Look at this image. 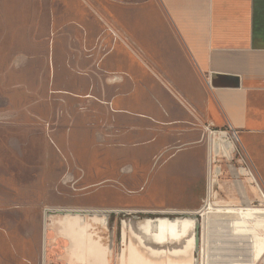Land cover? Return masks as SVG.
<instances>
[{
  "label": "crops",
  "instance_id": "obj_1",
  "mask_svg": "<svg viewBox=\"0 0 264 264\" xmlns=\"http://www.w3.org/2000/svg\"><path fill=\"white\" fill-rule=\"evenodd\" d=\"M124 2L0 0V114L22 113L25 117L18 115L16 122L39 128L43 120L55 119L56 94L73 103L76 95L95 90L112 102L117 120L124 117L143 128L145 147L129 151L131 158L167 154L178 145L160 170L164 177H175L171 162L185 154L194 156L193 165L186 168L187 179L198 182L204 176L209 125L237 129L260 168L264 0H143L140 6L138 0ZM107 25L120 32V39ZM133 44L143 51L144 65ZM111 74L118 80L107 79ZM138 74L144 75L140 85ZM96 108L100 125L106 105L97 103ZM79 124L91 128L88 120ZM226 142L220 138L216 144L230 154ZM31 157L26 158L36 161L40 155ZM244 196L248 198L246 191ZM41 208L35 202L0 204V264H52V235L47 233L56 228L69 241L70 231L81 226L63 219L50 225L40 212L34 213ZM79 221L84 226L85 219ZM81 236L89 251L90 233ZM68 250L71 264H88L83 247L70 244Z\"/></svg>",
  "mask_w": 264,
  "mask_h": 264
},
{
  "label": "rangeland",
  "instance_id": "obj_2",
  "mask_svg": "<svg viewBox=\"0 0 264 264\" xmlns=\"http://www.w3.org/2000/svg\"><path fill=\"white\" fill-rule=\"evenodd\" d=\"M140 2L143 0H138V6ZM120 3L125 2L120 0ZM107 29L116 39L122 36L113 27L107 25ZM125 40L128 42V37ZM134 44L138 61L144 65V53ZM118 78V75L111 74L107 79ZM137 80L138 85L142 84L144 75L138 74ZM56 96L52 98V106L56 108L55 119L43 120L39 128L28 122H16L18 115L25 117L22 113L0 114V204L9 206L35 202L42 208L34 213L40 212L48 222L50 217H45L46 209L52 210L49 211L52 214L68 210H79L87 215L95 211L112 213L107 217L106 226L95 224L103 243L112 251L111 264H119L121 220L133 214L175 213L171 210L201 212L207 207L208 201L221 204L211 203L213 207L242 208L225 204L241 205L248 201L250 205L244 208L264 207V197L260 192L259 197L254 191L257 184L249 169L246 170L247 175L244 174V164L234 147L231 154L219 150L215 152L217 148L214 141L220 137L218 132L209 134L206 130L208 161L204 176L198 182L196 179H187L188 172L185 173L186 168L193 165L194 156L191 154L179 156L171 162L177 173L175 177L168 178L160 170L169 164V155L176 151L178 145L172 146L167 154L131 158L129 151L135 148L143 150L145 147L144 130L129 124L124 117L122 121L117 120L118 113L114 111L111 101L99 97L95 90L86 96L76 95L78 97L74 98L76 100L73 103L64 94ZM97 103L106 105V112L104 116L101 115L104 121L100 125L97 123ZM66 120L71 121V124H66ZM87 120L91 128H80V124L85 126L86 123L79 122ZM166 131L156 130L157 133ZM136 132L142 135L137 137ZM33 154H39V160L26 158H32ZM22 155L25 160H22ZM249 158L250 167L264 189V147H260V168L254 159ZM186 180H190L189 185H183ZM211 185L213 189L209 194ZM186 188L191 192L185 191ZM245 191L248 198L244 196ZM223 218L215 217L205 227L202 223V230L206 228V236L204 243H201L199 264H232L235 260L247 257L249 239L259 231L260 224L238 217ZM123 225L124 232L131 229L133 244H136V247L131 246L135 253L130 258L132 264H193L192 237L183 242L185 247L182 252V246L165 251L140 242L127 221ZM47 235H52V264H71L68 250L70 241L62 237L56 228H52V232L49 231ZM90 240L95 244L91 236ZM45 251L44 258L49 253L48 249ZM94 251L89 249V253ZM173 256L176 262L172 261ZM256 264H264V258Z\"/></svg>",
  "mask_w": 264,
  "mask_h": 264
},
{
  "label": "bare ground",
  "instance_id": "obj_3",
  "mask_svg": "<svg viewBox=\"0 0 264 264\" xmlns=\"http://www.w3.org/2000/svg\"><path fill=\"white\" fill-rule=\"evenodd\" d=\"M220 138H223V137H219L218 139ZM226 141H227L226 142L227 145H229V151H230V149L233 146V143L231 140L229 142L226 139ZM231 153H232V150L230 151V154ZM245 174L247 175V173ZM212 189H213V185L209 186V194H210V191L212 192ZM254 191L257 193L259 197H260V194L261 196L264 197V189L261 188L260 185H255ZM211 203L213 202L208 201L207 207L201 211L203 215L202 220H203L204 227L206 226L208 222L213 220L215 217H224L223 219H226V218L234 219L235 217H238V218L246 219L249 221H255L260 224L259 231L253 234L251 238L249 239V253L247 257L246 258L243 257L241 259L235 260L232 264H256L258 261L262 260L264 258V207L262 206V207L244 208V206L250 205L249 201L246 202V204L244 203L241 205L225 204V205H233V206H242V208L213 207ZM213 204L221 205L218 203H213ZM171 212L180 213L179 210L178 211L171 210ZM95 213H97V211L93 212V214L91 215H86V214H81L79 210L77 211L68 210L67 214H52L49 218L50 225L51 223L54 222L55 219H63V221L68 220V221L79 222L81 226H79L78 229L73 228L70 231V236L71 235L72 236H71V239H69V241L72 247L75 249V246L80 245L81 247H83V249H85V251L88 253V264H111L110 257L112 256V251L110 247H108L107 245L103 243L101 235L95 228V224H102L103 226H106L107 217L100 215V214H95ZM79 218L85 219L84 226H83L82 221H79ZM127 223L130 226V223L128 221ZM186 231H187V228L184 230V232ZM81 232L82 233L85 232V235L90 233V236L95 242V244L93 242L91 243V240L89 242V249L90 250L93 249V251L95 250L94 252H91L90 255H89L87 243L83 239L84 236L83 237L81 236ZM133 232L136 234V237L138 240L141 239L143 241H147V242L149 241L146 237L140 235L134 229H133ZM46 233H47V230L45 232V235ZM205 236H206V228H203L202 234H201L202 244L204 243L203 240H205ZM191 237L193 238L191 234L186 236L183 242L190 240ZM93 245H96L97 248L96 247L94 248ZM121 245L122 247H121V250L118 256L119 264H132L130 262V258L133 257V255L135 254V253L133 254L131 250V246L133 245L132 232H131V229L130 231L128 230L127 232H124V225L122 227V244ZM184 247L185 246L182 245V248L180 250L181 252L184 250ZM172 248L173 247H169V248L167 247V248H161V249H164L165 251H170ZM201 251H202V245L200 246V254H201ZM181 252H178V254ZM193 253H194V248L192 251V255ZM250 256L252 257L251 260L249 259ZM99 257L101 258V260ZM95 258H99L100 261H98ZM122 258L124 260H122ZM172 259H173L172 260L173 262H176L175 256H173Z\"/></svg>",
  "mask_w": 264,
  "mask_h": 264
},
{
  "label": "water",
  "instance_id": "obj_4",
  "mask_svg": "<svg viewBox=\"0 0 264 264\" xmlns=\"http://www.w3.org/2000/svg\"><path fill=\"white\" fill-rule=\"evenodd\" d=\"M220 137H226L230 142V139L224 133H219ZM218 144V141H217ZM216 140L214 145L218 150L222 151L220 147H217ZM233 149H230V151ZM243 168L244 174L246 169ZM52 211L48 209L46 211V216L49 217L52 215ZM61 214H67L68 212H60ZM81 214H86L80 212ZM100 214L106 217H110L112 213H95ZM87 215V214H86ZM125 215V214H123ZM124 221H128L130 226L140 235L146 237L153 247L159 248H169L174 246H182L183 240L188 235H192L194 239V253H193V264H199V254L201 246V234H202V213L200 211H180V213H171V214H133L131 217H125L121 220L123 227ZM187 226V227H186ZM187 228V231L184 230ZM186 233V234H185ZM122 241V235H121ZM122 244V243H121ZM251 256L249 259L251 260ZM111 261V260H110Z\"/></svg>",
  "mask_w": 264,
  "mask_h": 264
},
{
  "label": "built area",
  "instance_id": "obj_5",
  "mask_svg": "<svg viewBox=\"0 0 264 264\" xmlns=\"http://www.w3.org/2000/svg\"><path fill=\"white\" fill-rule=\"evenodd\" d=\"M206 130L210 134L218 132V133H224L229 137V139L233 143V147H234L236 154L240 157L241 162H243V164H244V169H246V170L249 169V172L252 175V178H253L255 184L260 185L258 180L256 179L254 173H253V170L250 167L249 154L241 142V137H240L239 131L237 129H235L234 127H232V125H230V124H228L227 127L224 129H214L211 125H209L206 127Z\"/></svg>",
  "mask_w": 264,
  "mask_h": 264
}]
</instances>
